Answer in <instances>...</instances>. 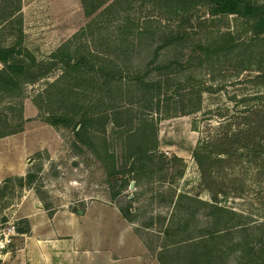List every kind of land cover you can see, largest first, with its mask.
<instances>
[{
	"label": "rangeland",
	"instance_id": "1",
	"mask_svg": "<svg viewBox=\"0 0 264 264\" xmlns=\"http://www.w3.org/2000/svg\"><path fill=\"white\" fill-rule=\"evenodd\" d=\"M177 2L117 0L87 14L81 0H17L14 13L0 15L1 43L21 30V45L53 64L37 82L0 91L1 260L15 264L31 222L97 200L118 206L133 227L142 242L137 264H161L164 246L183 249L212 230L219 255L211 264L263 263L264 113L254 119L259 131L244 133L249 145L235 144L213 162L211 178L225 190L217 198L193 149L228 120L236 130V109L261 101L254 96L264 94V75L255 77L264 74V33L242 30L236 13L213 15L206 0L186 10L168 5ZM50 116L64 119L50 123ZM83 116L92 118L89 144L73 130ZM141 125L155 131L157 145L140 161L128 157L124 137ZM112 166L121 172L112 176ZM166 256L173 262L184 251Z\"/></svg>",
	"mask_w": 264,
	"mask_h": 264
},
{
	"label": "trees",
	"instance_id": "2",
	"mask_svg": "<svg viewBox=\"0 0 264 264\" xmlns=\"http://www.w3.org/2000/svg\"><path fill=\"white\" fill-rule=\"evenodd\" d=\"M17 0H0V15L7 13H14L17 9L18 4H15ZM143 1V0H142ZM210 7V12L213 15H223L229 13H236L238 16L243 17L244 25L242 30H250L254 34L259 35L264 33V2L257 3L252 0H206ZM114 2L117 0H81L84 11L90 14L97 9H109ZM194 3V0L187 3V0H178L177 4H169V6L178 5V8L187 9ZM222 35L228 36L229 39L235 40L236 37L232 31L224 32ZM21 30L17 32L16 39L11 44H3L0 42V91L11 92L18 89L24 83H34L40 78L47 76L52 69V60L39 59L30 53L26 48L21 45ZM225 41V39H224ZM225 43V42H224ZM62 62L64 66L70 63V55L68 53L62 56ZM263 73L255 75L256 78L262 77ZM206 89H212V86H203ZM203 87L201 89H203ZM257 99L261 101L247 104L242 109H236L239 113V117L242 118L238 122L236 130H231L230 120L226 121L227 125L225 131H223L218 137L213 138L208 136L202 139L203 141L196 145L193 149V155L201 169V176L206 186L214 192V198H217L219 192L225 193L222 187V182L217 181L215 178H211V170L213 162H220L223 157L222 155L229 156L233 150L231 147L237 144V147L249 145V137L244 134L247 131L253 130V134L258 132L259 122H255L254 119L262 115L264 110V94H255ZM246 98H242L245 100ZM255 117V118H254ZM62 116H50L47 120L50 123H56L63 120ZM245 120L247 122H245ZM92 118L82 117L78 122L73 125L75 136L78 140L83 143H91L90 136L88 134V128L92 124ZM243 123L242 126H239ZM256 137V134H255ZM125 146L128 153V157H134L140 160L149 153L150 150L155 149L157 140L155 137V131L152 128L141 125L138 128L129 130L125 135ZM235 142V143H234ZM133 168V166H132ZM123 171V170H122ZM121 172L112 166L110 174L113 176L116 173ZM33 175L27 174V178L31 179ZM214 210H222L223 206H211ZM234 213V211H231ZM20 232H28L29 227L20 228ZM216 230L211 231V235L208 238H201L194 242V244L185 245V248L180 246H164L162 251L158 254V259L161 264H211L212 259L217 257L219 254L216 253L214 248V241L217 234ZM181 249V250H180ZM184 251V258L177 260H168L166 254L176 252L179 254L180 251ZM260 250L264 251V241L261 243ZM0 264H10L9 262L0 259ZM256 264V263H255ZM264 264V260L263 263Z\"/></svg>",
	"mask_w": 264,
	"mask_h": 264
},
{
	"label": "crops",
	"instance_id": "3",
	"mask_svg": "<svg viewBox=\"0 0 264 264\" xmlns=\"http://www.w3.org/2000/svg\"><path fill=\"white\" fill-rule=\"evenodd\" d=\"M82 209V213L56 214L48 222H31V233L16 251L15 264H137L133 254L141 250L142 242L120 208L93 200ZM104 225L109 232L104 233ZM33 237L35 248L24 257L28 241ZM74 245L83 251L80 256L79 251L68 248Z\"/></svg>",
	"mask_w": 264,
	"mask_h": 264
},
{
	"label": "built area",
	"instance_id": "4",
	"mask_svg": "<svg viewBox=\"0 0 264 264\" xmlns=\"http://www.w3.org/2000/svg\"><path fill=\"white\" fill-rule=\"evenodd\" d=\"M13 231H14V230H12V233H13ZM10 239H11V238H10L8 235H5V237L2 238V240H3L2 242H4V243H8V242L10 241Z\"/></svg>",
	"mask_w": 264,
	"mask_h": 264
},
{
	"label": "water",
	"instance_id": "5",
	"mask_svg": "<svg viewBox=\"0 0 264 264\" xmlns=\"http://www.w3.org/2000/svg\"><path fill=\"white\" fill-rule=\"evenodd\" d=\"M77 212H78V213H82V212H83V209L79 208V209L77 210Z\"/></svg>",
	"mask_w": 264,
	"mask_h": 264
}]
</instances>
